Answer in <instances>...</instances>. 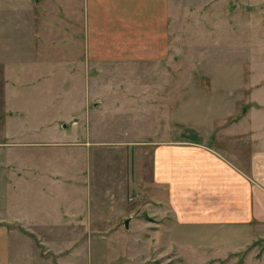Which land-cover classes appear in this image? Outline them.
Masks as SVG:
<instances>
[{
    "label": "rangeland",
    "instance_id": "1",
    "mask_svg": "<svg viewBox=\"0 0 264 264\" xmlns=\"http://www.w3.org/2000/svg\"><path fill=\"white\" fill-rule=\"evenodd\" d=\"M68 2L58 5L56 32L59 41L76 50L91 40L89 28L83 25V11L88 12L89 5L81 12L74 8L82 0ZM170 5L172 55L168 61L91 65L87 89L92 100L84 103L81 84L67 85L71 104L77 105L69 106V111L48 110L51 115L47 112L45 119L55 123L49 139L32 140L30 132L15 131L18 122L6 130L0 126V193L5 190L4 155L29 162L46 151L54 165L45 168L59 172L65 167L63 174L70 173L71 195L78 205L73 208L82 218L83 227L72 221L70 229H21L33 235L40 257L36 264H264V226L178 225L166 202V188L153 179L154 145L166 138L185 137L184 128L206 130L214 117L230 110L237 116L253 112L254 117H243L242 125L258 120L264 127V0H170ZM204 5L208 8L204 13L195 12ZM7 7L18 14V0H7ZM51 34V27L44 28L41 41L47 43ZM2 41L18 43V30L8 27ZM111 85L127 96L116 100L120 105L113 110L111 101L99 99ZM11 86L16 85L0 83V114L9 109L3 98ZM48 86L63 90L62 84ZM213 88L227 94L228 106L225 97L207 95L206 89ZM142 90L149 98H141ZM45 91L38 102L47 103ZM33 109L46 112L40 107L26 111ZM4 120L0 117V122ZM230 123L224 119L221 128ZM216 134L217 138L208 139L209 145L219 147L221 141L229 140L222 138V132ZM60 157H66L65 164L57 160ZM11 170L18 172V165ZM42 186L51 190L43 184L30 189L38 193ZM66 230L70 237H65ZM45 233L49 236L44 239Z\"/></svg>",
    "mask_w": 264,
    "mask_h": 264
},
{
    "label": "crops",
    "instance_id": "2",
    "mask_svg": "<svg viewBox=\"0 0 264 264\" xmlns=\"http://www.w3.org/2000/svg\"><path fill=\"white\" fill-rule=\"evenodd\" d=\"M60 2L69 4L68 0H30L31 6L28 7L27 0H18L16 14L8 11L7 0H0L1 38L6 40L8 27L18 30V43L8 44L0 39V83L16 85L11 86L3 98V104L9 109L5 108L0 114V117H6L0 126L6 130L9 124L18 122L15 131L30 132L32 140L53 136L55 123L44 117L48 110L67 108L69 111V106L76 107V103L71 104L69 85H82L86 105V100H92L87 89V69L91 65L122 67L124 64L165 63L172 55L170 0H82L77 8H73L82 12L89 5L88 12L83 11V25L89 28L91 40L76 49L80 52L57 38L55 20ZM204 6L195 12L204 13L208 9ZM63 8L65 10V6ZM46 27L52 29L47 43L40 39V33ZM66 29L70 27L66 26ZM50 84H62L63 90L56 91L48 86ZM44 88L48 96L46 104L41 102L42 99L38 102ZM112 89L111 85L99 98L111 101L108 102L110 110L118 109L120 104L116 100L127 97L126 93ZM145 92L142 90L138 94L147 99ZM206 92L210 97L216 95V99L225 97L223 102L228 106L227 94L225 96L215 88L206 89ZM213 104L216 105L215 101ZM17 105L18 110L15 109ZM217 105H221L220 101ZM35 107L46 112L26 111ZM10 110L13 115H6ZM222 113L206 125V130L184 128L188 136L179 135L157 142L153 150V179L157 186L166 188V202L174 210L178 225L263 228L264 127L258 120L242 125L243 117L252 114V118L255 116L253 112L242 116L231 110ZM30 114L33 117L28 118ZM224 119L225 122L231 120V123L221 128ZM176 122L184 124L180 120ZM218 132L229 140L221 141L220 145L217 144L219 147L209 145L208 139L217 138ZM182 137L188 140L180 139ZM45 152L42 156L31 157L29 162L22 157L8 160V155H4L5 190L0 193V264H36L40 259L33 235L21 229H70L72 221L77 227H83L82 218L73 208L78 205L71 195L70 173L63 174V165L64 170L59 172L49 169V165H54V158L45 156ZM57 160L65 164L67 159L60 157ZM16 164L18 172L11 170ZM34 184L51 186V190L42 186V190L34 193L30 189ZM64 235L70 237L68 230ZM48 236L45 233L42 237Z\"/></svg>",
    "mask_w": 264,
    "mask_h": 264
},
{
    "label": "water",
    "instance_id": "3",
    "mask_svg": "<svg viewBox=\"0 0 264 264\" xmlns=\"http://www.w3.org/2000/svg\"><path fill=\"white\" fill-rule=\"evenodd\" d=\"M129 223H130V220L128 219V220L126 221V228H127V229L129 228Z\"/></svg>",
    "mask_w": 264,
    "mask_h": 264
}]
</instances>
